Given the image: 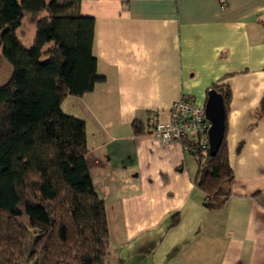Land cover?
<instances>
[{
  "label": "crops",
  "instance_id": "crops-1",
  "mask_svg": "<svg viewBox=\"0 0 264 264\" xmlns=\"http://www.w3.org/2000/svg\"><path fill=\"white\" fill-rule=\"evenodd\" d=\"M79 12L95 19L104 79L61 107L85 122L109 226L106 264H264V0H80ZM212 85L230 90L233 178L219 209L204 206L198 159L182 141L132 128L137 120L145 129L148 115L166 121L184 93L204 104Z\"/></svg>",
  "mask_w": 264,
  "mask_h": 264
},
{
  "label": "trees",
  "instance_id": "trees-1",
  "mask_svg": "<svg viewBox=\"0 0 264 264\" xmlns=\"http://www.w3.org/2000/svg\"><path fill=\"white\" fill-rule=\"evenodd\" d=\"M79 1L0 0V51L12 67L0 84V264H106L109 226L88 171L85 122L61 107L104 79L93 53L95 19L80 14ZM25 18L35 30L29 46L18 34ZM211 88L226 121L230 90ZM263 115L264 95L256 112ZM132 128L145 130L137 120ZM192 155L204 206L221 208L233 178L225 129L214 156L207 148Z\"/></svg>",
  "mask_w": 264,
  "mask_h": 264
},
{
  "label": "built area",
  "instance_id": "built-area-1",
  "mask_svg": "<svg viewBox=\"0 0 264 264\" xmlns=\"http://www.w3.org/2000/svg\"><path fill=\"white\" fill-rule=\"evenodd\" d=\"M209 127L204 104L184 93L172 102L166 121H159L155 116L148 115L145 133L163 143L181 142L184 138H189L192 145L184 146V149L192 154L197 150L208 149Z\"/></svg>",
  "mask_w": 264,
  "mask_h": 264
},
{
  "label": "water",
  "instance_id": "water-1",
  "mask_svg": "<svg viewBox=\"0 0 264 264\" xmlns=\"http://www.w3.org/2000/svg\"><path fill=\"white\" fill-rule=\"evenodd\" d=\"M205 116L210 122L208 129V153L214 156L221 144L225 129V109L221 94L215 89L207 92L204 102Z\"/></svg>",
  "mask_w": 264,
  "mask_h": 264
},
{
  "label": "rangeland",
  "instance_id": "rangeland-1",
  "mask_svg": "<svg viewBox=\"0 0 264 264\" xmlns=\"http://www.w3.org/2000/svg\"><path fill=\"white\" fill-rule=\"evenodd\" d=\"M21 29L27 32V36L23 39V42L29 46L34 36V28L29 25L27 18H25ZM11 73L12 67L0 51V84H4L9 79Z\"/></svg>",
  "mask_w": 264,
  "mask_h": 264
}]
</instances>
